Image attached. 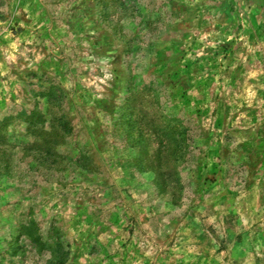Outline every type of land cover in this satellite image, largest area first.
Wrapping results in <instances>:
<instances>
[{"label":"rangeland","instance_id":"1","mask_svg":"<svg viewBox=\"0 0 264 264\" xmlns=\"http://www.w3.org/2000/svg\"><path fill=\"white\" fill-rule=\"evenodd\" d=\"M0 264H264V0H0Z\"/></svg>","mask_w":264,"mask_h":264},{"label":"trees","instance_id":"2","mask_svg":"<svg viewBox=\"0 0 264 264\" xmlns=\"http://www.w3.org/2000/svg\"><path fill=\"white\" fill-rule=\"evenodd\" d=\"M65 126H66V123L64 122L63 128L60 131H57L55 127H53V129L51 131L50 130H45V129L42 130V131H39L43 135L40 138L41 139L40 140V143H42V147H44L46 150L52 149L53 148V144H51V142L54 141V140H56V139H60L63 136V134L66 131L65 128H64ZM165 145H166V143H161L160 142L159 147L162 149V148L165 147Z\"/></svg>","mask_w":264,"mask_h":264}]
</instances>
